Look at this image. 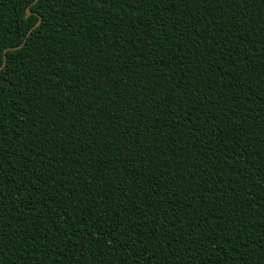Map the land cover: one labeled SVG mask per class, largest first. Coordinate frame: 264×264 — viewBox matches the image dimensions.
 I'll return each instance as SVG.
<instances>
[{
  "label": "trees",
  "instance_id": "1",
  "mask_svg": "<svg viewBox=\"0 0 264 264\" xmlns=\"http://www.w3.org/2000/svg\"><path fill=\"white\" fill-rule=\"evenodd\" d=\"M34 1L0 0V264H264V0Z\"/></svg>",
  "mask_w": 264,
  "mask_h": 264
},
{
  "label": "water",
  "instance_id": "2",
  "mask_svg": "<svg viewBox=\"0 0 264 264\" xmlns=\"http://www.w3.org/2000/svg\"><path fill=\"white\" fill-rule=\"evenodd\" d=\"M38 1H39V0H35V1L33 2L32 5H35L36 3H38ZM31 14H32V13H31V11H30V7H29V8H27V10H26V19H28V18L30 17ZM40 23H41V19L39 20V22L36 24V26H35L34 28L38 27V26L40 25ZM30 33H31V32H30ZM30 33H29V34H30ZM25 42H26V40H25ZM25 42H24V43H25ZM24 43H23L22 45L18 46V47H14V48H12V49H10V50H18V49H20V48L23 47ZM7 51H8V50H6V51L4 52V59H6V53H7ZM5 65H6V60H4V63H3V66H4V67H5ZM4 67H3V68H4Z\"/></svg>",
  "mask_w": 264,
  "mask_h": 264
},
{
  "label": "snow or ice",
  "instance_id": "3",
  "mask_svg": "<svg viewBox=\"0 0 264 264\" xmlns=\"http://www.w3.org/2000/svg\"><path fill=\"white\" fill-rule=\"evenodd\" d=\"M3 64H0V71H2L3 70Z\"/></svg>",
  "mask_w": 264,
  "mask_h": 264
}]
</instances>
